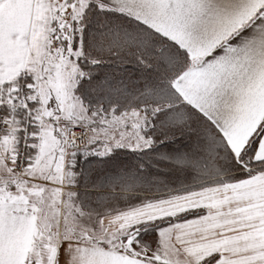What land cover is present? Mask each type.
Listing matches in <instances>:
<instances>
[{"label": "snow or ice", "instance_id": "6c2138e0", "mask_svg": "<svg viewBox=\"0 0 264 264\" xmlns=\"http://www.w3.org/2000/svg\"><path fill=\"white\" fill-rule=\"evenodd\" d=\"M0 264H264V0H0Z\"/></svg>", "mask_w": 264, "mask_h": 264}]
</instances>
